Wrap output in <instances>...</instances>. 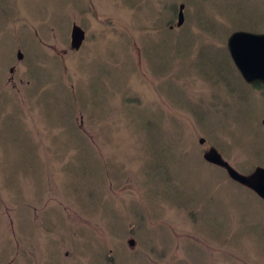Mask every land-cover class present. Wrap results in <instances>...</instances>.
Segmentation results:
<instances>
[{
    "label": "rangeland",
    "instance_id": "obj_1",
    "mask_svg": "<svg viewBox=\"0 0 264 264\" xmlns=\"http://www.w3.org/2000/svg\"><path fill=\"white\" fill-rule=\"evenodd\" d=\"M238 30L264 0H0V264H264V199L203 157L264 167Z\"/></svg>",
    "mask_w": 264,
    "mask_h": 264
},
{
    "label": "water",
    "instance_id": "obj_2",
    "mask_svg": "<svg viewBox=\"0 0 264 264\" xmlns=\"http://www.w3.org/2000/svg\"><path fill=\"white\" fill-rule=\"evenodd\" d=\"M179 8L177 25H181L184 21L183 4ZM84 39V29L73 24L71 48H80ZM227 48L243 79L249 84L260 83L264 86V33L235 31L227 39ZM262 124L264 126V120ZM203 157L210 163L225 168L232 180L255 191L264 199V167L257 166L251 173L242 174L234 169L214 147L206 150Z\"/></svg>",
    "mask_w": 264,
    "mask_h": 264
}]
</instances>
